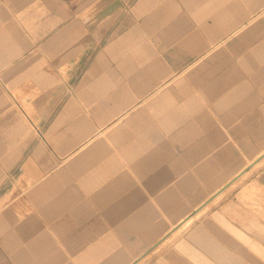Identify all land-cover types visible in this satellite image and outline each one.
Returning a JSON list of instances; mask_svg holds the SVG:
<instances>
[{
  "label": "crops",
  "instance_id": "0c3cea01",
  "mask_svg": "<svg viewBox=\"0 0 264 264\" xmlns=\"http://www.w3.org/2000/svg\"><path fill=\"white\" fill-rule=\"evenodd\" d=\"M250 256L264 0H0V264Z\"/></svg>",
  "mask_w": 264,
  "mask_h": 264
},
{
  "label": "rangeland",
  "instance_id": "374dc122",
  "mask_svg": "<svg viewBox=\"0 0 264 264\" xmlns=\"http://www.w3.org/2000/svg\"><path fill=\"white\" fill-rule=\"evenodd\" d=\"M253 174V172H250L249 174H248V176H246V179H244V180H246V182H248L249 183V185H252L253 183V180H254V176L252 175ZM244 181H241V184L243 183ZM253 251H257L256 249H254ZM257 253H258V251H257ZM258 254H260V250H259V253ZM252 259H254V260H258L259 261V263H261V264H264V256L263 257H260V256H258V258L257 257H252V256H250L249 257V264H252L251 263V260Z\"/></svg>",
  "mask_w": 264,
  "mask_h": 264
},
{
  "label": "bare ground",
  "instance_id": "6f19581e",
  "mask_svg": "<svg viewBox=\"0 0 264 264\" xmlns=\"http://www.w3.org/2000/svg\"><path fill=\"white\" fill-rule=\"evenodd\" d=\"M252 163H253V162H252ZM252 163H251V164H252ZM251 164H250V165H251ZM250 165H249V166H250Z\"/></svg>",
  "mask_w": 264,
  "mask_h": 264
}]
</instances>
